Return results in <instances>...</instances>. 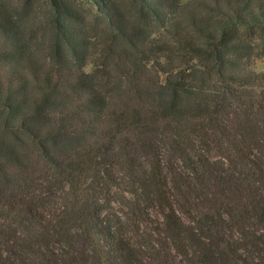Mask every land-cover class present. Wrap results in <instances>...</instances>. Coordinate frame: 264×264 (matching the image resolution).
Returning <instances> with one entry per match:
<instances>
[{"label":"trees","instance_id":"obj_1","mask_svg":"<svg viewBox=\"0 0 264 264\" xmlns=\"http://www.w3.org/2000/svg\"><path fill=\"white\" fill-rule=\"evenodd\" d=\"M255 57L264 0H0V264H264Z\"/></svg>","mask_w":264,"mask_h":264},{"label":"rangeland","instance_id":"obj_2","mask_svg":"<svg viewBox=\"0 0 264 264\" xmlns=\"http://www.w3.org/2000/svg\"><path fill=\"white\" fill-rule=\"evenodd\" d=\"M91 64H88L86 69H91ZM251 67L256 71H264V57H255L252 61Z\"/></svg>","mask_w":264,"mask_h":264}]
</instances>
